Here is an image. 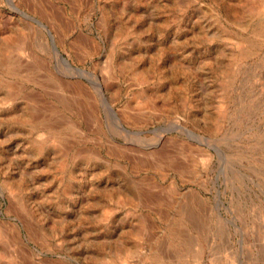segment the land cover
<instances>
[{
	"label": "rangeland",
	"instance_id": "obj_1",
	"mask_svg": "<svg viewBox=\"0 0 264 264\" xmlns=\"http://www.w3.org/2000/svg\"><path fill=\"white\" fill-rule=\"evenodd\" d=\"M35 2L0 0V264H264V0Z\"/></svg>",
	"mask_w": 264,
	"mask_h": 264
},
{
	"label": "bare ground",
	"instance_id": "obj_2",
	"mask_svg": "<svg viewBox=\"0 0 264 264\" xmlns=\"http://www.w3.org/2000/svg\"><path fill=\"white\" fill-rule=\"evenodd\" d=\"M36 2V4L41 8V9H44L45 11H46V15H47V17L51 20V21H53V22H58V23H60L61 25H63V23H64V21L62 20L63 18H62V16H60V13H59V10L57 9V8H51V7H49V8H47V6L45 7L44 5H45V3L43 2H41L42 0H35ZM42 3V4H41ZM45 8H47V9H45ZM56 25V24H55ZM106 26V25H105ZM60 27H62V26H60ZM21 36H22V34L19 36V37H17V38H19V41L22 43V44H24L23 43V40L24 39H22L21 38ZM27 36V35H26ZM16 38V39H17ZM26 38V37H25ZM15 39V40H16ZM14 40V41H15ZM12 41V40H11ZM15 42H17V41H15ZM27 42V41H26ZM75 43H76V46L77 47H79V44L81 45L80 46V48H85L86 46H84L83 44L85 43V39H83V40H79V42H76L75 41ZM91 44V42H89L87 45H90ZM19 45V44H18ZM6 50V49H5ZM82 50V49H81ZM55 54V53H54ZM58 56V55H57ZM80 73V72H79ZM81 75V74H80ZM79 77V76H78ZM88 78V77H87ZM89 81H90V79H89ZM75 85V84H74ZM73 85V86H74ZM72 86V85H71ZM74 88H76V87H74ZM73 89V88H72ZM78 94V93H77ZM79 96H80V93H79Z\"/></svg>",
	"mask_w": 264,
	"mask_h": 264
}]
</instances>
